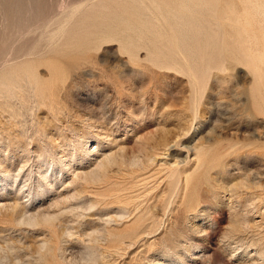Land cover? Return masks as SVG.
Returning <instances> with one entry per match:
<instances>
[{
	"label": "rangeland",
	"instance_id": "374dc122",
	"mask_svg": "<svg viewBox=\"0 0 264 264\" xmlns=\"http://www.w3.org/2000/svg\"><path fill=\"white\" fill-rule=\"evenodd\" d=\"M0 62V264H264V0H0Z\"/></svg>",
	"mask_w": 264,
	"mask_h": 264
},
{
	"label": "bare ground",
	"instance_id": "6f19581e",
	"mask_svg": "<svg viewBox=\"0 0 264 264\" xmlns=\"http://www.w3.org/2000/svg\"><path fill=\"white\" fill-rule=\"evenodd\" d=\"M10 2H11V1H10ZM12 2H13V0H12ZM5 3H6V2H5ZM19 3H21V2H19ZM15 4H16V3H15ZM15 4H14V5H15ZM14 7H15V6H14ZM17 8H18V7H17ZM6 9H7V8H6ZM30 31H31V29H30ZM30 33H31V32H30ZM24 36H25V34H24ZM20 39H21V38H20ZM18 40H19V39H18ZM18 40H17V41H18ZM10 51H11V50H10ZM13 51H14V50H13ZM30 52H31V51H30ZM10 53H11V52H10ZM12 53H13V52H12ZM6 54H7V53H6ZM11 55H12V54H11ZM13 56H14V55H13ZM7 57H11V56L7 55ZM23 58H24V57H23ZM26 58H28V57H26ZM26 58H25V59H26ZM6 59H7V58H6ZM23 60H24V59H23ZM23 60L21 59L22 62H25V61H23ZM27 60H28V59H27ZM29 60H30V59H29ZM1 61H2V60H1ZM14 61H16V59H15ZM19 61H20V60H19ZM19 61H18V62H19ZM32 61H33V60H31V62H32ZM8 62H9V61H8ZM16 62H17V61H16ZM28 62H29V61H28ZM0 63H1V62H0ZM26 63H27V62H26ZM14 64H16V63L14 62L13 65H14ZM7 65H8V64H7ZM24 65L26 66L27 64H24ZM24 65H23V67H25ZM31 65H32V64H31ZM4 66L6 67V60H5V65H4ZM9 66H12V65H9ZM27 66H30V65H27ZM0 67H1V66H0ZM21 67H22V65H21ZM23 67H22V68H23ZM6 68H7V67H6ZM14 68H16V67L14 66ZM19 68H20V67H19ZM22 68L20 69L21 71L18 70V68H16L18 71H20V74H21V72L23 71ZM32 68H33V65H32ZM0 69H2V68H0ZM16 69H15V71H16ZM28 69H30V68L28 67L27 70H28ZM3 70H4V69H3ZM24 70H25V68H24ZM27 70H25V73H26ZM30 70H32V69H30ZM9 72H10V71H9ZM16 72H17V71H16ZM16 72H15V73H16ZM29 72H30V71H29ZM22 73H23V74H22V78H23L25 75H24V72H22ZM33 73H34V72H33ZM7 74H8V73H7ZM26 74H27V73H26ZM30 74H31V73H30ZM30 74H29V75H30ZM23 75H24V76H23ZM19 76H20V75H19ZM2 77H5V76H2ZM6 77H8V76L6 75ZM20 77H21V76H20ZM1 79H2V78H1ZM3 79H4V78H3ZM3 79H2V80H3ZM7 79H8V78H7ZM193 85H196V84L194 83ZM194 89H196V88H194ZM195 91H196V90H195ZM196 95H197V94H196ZM195 98H196V97H195ZM168 145H169V144H168ZM165 146H166V145H165ZM175 146H176V145H175ZM165 148H166V147H165ZM170 148H171V147H170ZM190 148H191V147H190ZM192 149H193V148H192ZM166 150H167V149H166ZM168 151H169V150H168ZM187 151H188V150H187ZM191 151H192V150H191ZM187 154H189V153H187ZM186 158H187V157H186ZM185 161H188V160H185ZM195 161H196V160H195ZM189 162H190V161H189ZM182 163H184V162L182 161ZM185 163H186V162H185ZM178 165H180V163H179ZM182 167H183V166H182ZM182 167H181V168H182ZM185 167H186V166H185ZM179 170H181V169L179 168ZM179 170H178V171H179ZM182 171H183V170H182ZM181 173H182V172H181ZM182 176H183V175H182ZM86 260H87V259H86ZM81 261H82V259H81ZM257 261H258V260H257ZM263 262H264V261H263ZM84 263H85V262H84ZM253 263H256V261H254ZM73 264H74V262H73ZM75 264H76V263H75ZM262 264H263V263H262Z\"/></svg>",
	"mask_w": 264,
	"mask_h": 264
}]
</instances>
